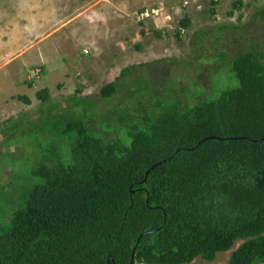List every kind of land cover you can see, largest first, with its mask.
<instances>
[{"label": "trees", "instance_id": "16d2710c", "mask_svg": "<svg viewBox=\"0 0 264 264\" xmlns=\"http://www.w3.org/2000/svg\"><path fill=\"white\" fill-rule=\"evenodd\" d=\"M218 55L232 81L215 95L208 79L193 103L156 100L110 138L84 118L65 122L68 157L54 153L26 185L5 187L21 199L0 213V264H127L133 247L130 264H184L236 240L226 264L264 263V46L250 39ZM127 68L99 87L102 98ZM34 95L52 101L44 87Z\"/></svg>", "mask_w": 264, "mask_h": 264}, {"label": "rangeland", "instance_id": "374dc122", "mask_svg": "<svg viewBox=\"0 0 264 264\" xmlns=\"http://www.w3.org/2000/svg\"><path fill=\"white\" fill-rule=\"evenodd\" d=\"M233 3L0 0V213L21 199L16 189L5 195V187L26 185L29 172L54 153L68 157L67 141L59 135L65 122L81 117L93 133L115 137L112 128L121 131L132 123L131 114L137 116L142 106L156 100L166 105L185 95L193 103L202 86L210 91L209 80L213 95L228 85L232 75L220 66L218 52L234 55L250 39L264 46V17L254 16L264 0ZM220 25L228 27L219 30ZM122 67L128 68L115 81L116 91L102 98L99 87ZM137 84L140 93L133 94ZM43 87L52 101L41 104L34 93ZM240 242L210 261L195 256L184 264H226Z\"/></svg>", "mask_w": 264, "mask_h": 264}, {"label": "water", "instance_id": "95a60500", "mask_svg": "<svg viewBox=\"0 0 264 264\" xmlns=\"http://www.w3.org/2000/svg\"><path fill=\"white\" fill-rule=\"evenodd\" d=\"M133 249H134V247H133ZM133 249H132V251H131V255H130V258H129V261H128L127 264H130V263H131V257H132V254H133Z\"/></svg>", "mask_w": 264, "mask_h": 264}, {"label": "crops", "instance_id": "0c3cea01", "mask_svg": "<svg viewBox=\"0 0 264 264\" xmlns=\"http://www.w3.org/2000/svg\"><path fill=\"white\" fill-rule=\"evenodd\" d=\"M51 47H53V46H51ZM49 49V48H48ZM51 49V48H50ZM20 53V52H19ZM16 56V55H15ZM20 56H22V53L20 54Z\"/></svg>", "mask_w": 264, "mask_h": 264}]
</instances>
